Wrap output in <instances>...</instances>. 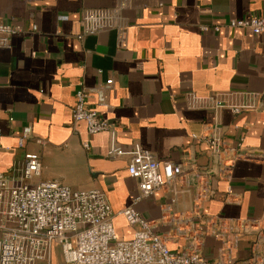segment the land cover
<instances>
[{"label": "crops", "instance_id": "1", "mask_svg": "<svg viewBox=\"0 0 264 264\" xmlns=\"http://www.w3.org/2000/svg\"><path fill=\"white\" fill-rule=\"evenodd\" d=\"M119 2L128 23L125 48H118L114 31L76 39L83 10ZM249 17L264 18V0H0V23L22 30L9 49H0V172L11 177L24 154L34 153L41 159L40 181L100 190L113 212L133 204L138 191L126 172L127 158H108V134L89 136L84 124L72 121L74 93L82 87L89 93L88 107L112 125L119 146L129 150L139 144L159 162L186 170L183 180L134 206L168 237L170 250L181 251L202 219L256 226L264 217V37L226 27ZM214 93L255 106L235 116L220 112L223 141L232 144L243 136L246 154L234 165L230 202L224 200L227 182L213 172L197 180L188 165L195 160L199 172L212 165L209 148L192 136H203L214 115L189 109L187 98ZM24 131L28 138L18 147ZM197 183L210 198L194 216ZM113 224L118 239L132 238L123 218L115 217ZM251 240V235L236 239L231 263L249 256ZM220 247L212 236L203 238L202 253L210 261ZM50 264H64L58 245Z\"/></svg>", "mask_w": 264, "mask_h": 264}, {"label": "built area", "instance_id": "2", "mask_svg": "<svg viewBox=\"0 0 264 264\" xmlns=\"http://www.w3.org/2000/svg\"><path fill=\"white\" fill-rule=\"evenodd\" d=\"M123 9V2H119L111 8L83 10L79 20L81 31L76 39L81 41L87 36L114 31L118 48H125L128 23L122 16ZM67 19L66 16L58 17L59 21ZM226 25L230 29H243L254 36L264 37V18L261 17L230 20ZM36 30L33 25L31 31ZM200 30L206 32L208 28L201 26ZM212 30L218 32L220 28L213 27ZM20 33L19 26L0 23V49H9L11 38ZM111 83L108 81L107 85ZM88 98L89 93L84 88L75 91L72 121L84 124L89 136L108 134V158H127L126 172L136 182L138 191L133 204L113 212L100 190L75 191L55 181H40V156L25 153L21 166L13 169L11 177L0 172V264H50L54 245L59 246L64 264H264V217L256 226L254 222L239 225L216 217L201 218L203 225L193 230L185 247L181 251L170 250L168 237L156 232L155 224L145 220L134 206L169 183L183 180L186 170L182 164L159 162L155 154L139 144H133L129 150L123 149L117 143L112 125L88 107ZM186 105L192 110H209L214 115L203 136L199 139L192 136L209 148L212 165L204 167L205 170L201 168L200 172L195 171L193 160L188 164L193 167L190 170L197 180L214 171L215 176L228 183L224 200L230 202L229 183L233 168L246 154L243 136H237L232 144L223 141L220 112L227 110L235 116L253 110L255 106L234 103L229 93L203 97L190 94ZM233 129L237 131L238 128L234 126ZM27 138L28 131H24L18 138V147H22ZM36 143L42 144V141ZM87 146V143L83 144L84 148ZM197 187L196 202L192 207L194 216H197L199 205L210 198L204 184L197 183ZM117 216L133 229L130 240L118 239L113 224ZM209 235L221 242L218 256L213 261L202 253L203 238ZM250 235L249 256L239 263H231L230 253L236 239Z\"/></svg>", "mask_w": 264, "mask_h": 264}, {"label": "water", "instance_id": "3", "mask_svg": "<svg viewBox=\"0 0 264 264\" xmlns=\"http://www.w3.org/2000/svg\"><path fill=\"white\" fill-rule=\"evenodd\" d=\"M215 170V169H214ZM213 173H214V171H213Z\"/></svg>", "mask_w": 264, "mask_h": 264}]
</instances>
